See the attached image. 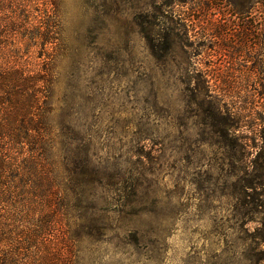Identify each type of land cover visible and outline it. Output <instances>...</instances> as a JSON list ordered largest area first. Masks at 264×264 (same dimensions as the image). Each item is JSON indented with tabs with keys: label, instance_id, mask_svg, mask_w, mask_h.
<instances>
[{
	"label": "rangeland",
	"instance_id": "obj_1",
	"mask_svg": "<svg viewBox=\"0 0 264 264\" xmlns=\"http://www.w3.org/2000/svg\"><path fill=\"white\" fill-rule=\"evenodd\" d=\"M58 18L51 118L140 183L121 214L139 241L94 232L77 264H264V0H58Z\"/></svg>",
	"mask_w": 264,
	"mask_h": 264
},
{
	"label": "trees",
	"instance_id": "obj_2",
	"mask_svg": "<svg viewBox=\"0 0 264 264\" xmlns=\"http://www.w3.org/2000/svg\"><path fill=\"white\" fill-rule=\"evenodd\" d=\"M59 34L58 0H0V264H77L94 232L139 241L121 222L140 202L138 178L109 173L84 132L51 118Z\"/></svg>",
	"mask_w": 264,
	"mask_h": 264
}]
</instances>
